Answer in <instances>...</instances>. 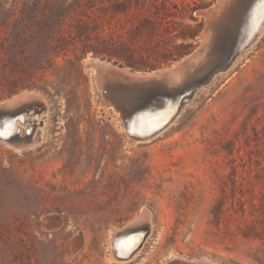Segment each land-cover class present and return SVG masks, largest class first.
Listing matches in <instances>:
<instances>
[{"label":"rangeland","instance_id":"obj_1","mask_svg":"<svg viewBox=\"0 0 264 264\" xmlns=\"http://www.w3.org/2000/svg\"><path fill=\"white\" fill-rule=\"evenodd\" d=\"M216 4L0 0V103L44 101L21 126L32 146L0 141V264H264V22L143 141L84 67L166 68L199 48V12ZM141 210L146 239L129 261L112 260L113 230Z\"/></svg>","mask_w":264,"mask_h":264},{"label":"bare ground","instance_id":"obj_2","mask_svg":"<svg viewBox=\"0 0 264 264\" xmlns=\"http://www.w3.org/2000/svg\"><path fill=\"white\" fill-rule=\"evenodd\" d=\"M218 3L217 7H212L214 11L209 16L208 29L205 35L206 48L190 66L188 72L178 78L175 89H181L191 82L199 80L209 70L222 66L231 49L238 51L245 45V47L249 46L250 41L259 32L264 22V0H218ZM101 87L100 84L96 87L98 95H100ZM37 100H41L38 95L25 94L20 101L15 103L12 111L17 114L32 105L38 107ZM178 104L179 102L173 97L161 95L158 100H152L143 106L134 107L128 114L129 120L127 122L124 123L120 119L126 135L131 140L143 141L148 139L172 119ZM33 111L38 112V109ZM26 117L20 116L19 120L14 121L12 115L0 116V141L13 144L17 149L32 146L33 140L23 139L6 142L1 139L9 136L15 130L19 131L21 135V126L27 122H35V120L27 121ZM24 128V130L27 129V127ZM149 219V214L141 210L119 229H114L121 230L120 232L115 233L113 230L109 243L112 260L127 262L135 255L150 231ZM203 259L205 258L199 260L202 261Z\"/></svg>","mask_w":264,"mask_h":264},{"label":"water","instance_id":"obj_3","mask_svg":"<svg viewBox=\"0 0 264 264\" xmlns=\"http://www.w3.org/2000/svg\"><path fill=\"white\" fill-rule=\"evenodd\" d=\"M218 5L219 3L217 0L215 7ZM213 11L214 10L210 8L199 12V14L203 15L206 19V26L200 34L201 43L199 48L166 68L157 69L152 72H137L101 59L87 58L84 67L90 71L95 92L98 84L102 86L101 90H99L100 95L96 93L102 104L104 106L113 107V109L119 113L122 122L125 123L129 120L128 114L134 107H140L149 101L158 100L161 95H169L179 102L181 98L186 96V94L193 90L200 82L208 80L218 71L227 70L244 48H246V45L238 51H233L231 49L227 54V60L222 66L209 70L199 80L193 81L181 89H175L178 78L188 72L190 66L194 64L206 48L205 35L208 29L209 16ZM24 95L25 93L18 94L10 100L0 103V116L4 114L12 115L14 121L19 120L20 116L26 117L32 106L25 108L17 114L12 111L15 103L20 101ZM160 129L161 127L158 130ZM30 134L31 130L27 131L25 136H21L19 131L15 130L9 136L1 139L6 142H10L11 140H30ZM117 228L119 229L120 227ZM120 231L114 230L115 233ZM200 262H204V259L202 261L195 258L192 260H184L173 257L163 264H199Z\"/></svg>","mask_w":264,"mask_h":264}]
</instances>
